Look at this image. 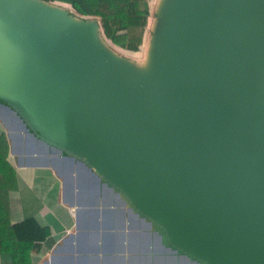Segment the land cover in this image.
<instances>
[{
	"label": "water",
	"instance_id": "obj_1",
	"mask_svg": "<svg viewBox=\"0 0 264 264\" xmlns=\"http://www.w3.org/2000/svg\"><path fill=\"white\" fill-rule=\"evenodd\" d=\"M52 7L0 0L12 138L17 123L63 156L79 215L69 162L177 256L264 264V0H163L147 72L107 51L99 18Z\"/></svg>",
	"mask_w": 264,
	"mask_h": 264
},
{
	"label": "rangeland",
	"instance_id": "obj_2",
	"mask_svg": "<svg viewBox=\"0 0 264 264\" xmlns=\"http://www.w3.org/2000/svg\"><path fill=\"white\" fill-rule=\"evenodd\" d=\"M45 1V0H40ZM163 0H152V7L155 9L154 16L150 21V29L153 33H157L160 28V22L158 18V8L162 4ZM49 4V2H47ZM52 8H61L69 16L74 14V16L80 17L73 12V10L62 4H53ZM50 6V5H48ZM55 6V7H54ZM65 9V10H64ZM92 19V18H91ZM100 20V19H99ZM162 29V28H161ZM160 37V36H159ZM103 39V40H102ZM103 45L108 49L111 54L120 62L130 65L136 71L143 70L149 71L152 67V60L150 61V49L151 41L147 46H145L139 53L130 54L125 51L114 47L111 43L106 41L103 36ZM139 72V71H138ZM2 104H5L1 102ZM0 115L4 118L8 117L11 119L10 112L0 108ZM16 132L14 134V142L16 145H22L25 151L30 154V164L33 166L44 165L51 163L52 161L61 167L65 166V162L62 159L63 156H59L57 153L51 152L45 145L36 141L27 132H25L22 127L15 123ZM8 129V128H7ZM9 130V129H8ZM32 133V132H29ZM10 136L11 132H9ZM39 153L41 155L40 159H35L34 153ZM32 162V163H31ZM40 165V166H41ZM69 168L74 171V183L78 184L81 188V193L83 195H89L90 193L95 196L100 195L101 198L97 199L94 209L91 210L94 214H99L101 212V218L105 216L106 212L117 211L118 217L122 218L121 231H104V223L98 224V231H88L83 236V242L81 244V254L79 256H70L69 259L76 264H195L187 260L185 257L177 256L172 250L166 249L162 244L159 236L154 233V231L148 230L147 226L143 224L140 220H137L126 207L123 205L122 201L109 189L105 188L103 185L97 184L94 179H92L85 170L73 163L67 164ZM116 197V198H115ZM93 199V198H92ZM98 201H100L98 203ZM104 213V214H103ZM107 214V213H106ZM82 216V214H80ZM79 214H77L76 222L79 221ZM117 216V215H116ZM94 224V222H93ZM111 228H117L119 230L120 225L113 222L110 226ZM124 228L125 231L122 230ZM155 230H159L160 233L164 231L163 226L156 223L154 226ZM73 231H76L74 227ZM128 231V232H126ZM152 232V233H151ZM132 237L131 245H124V239ZM125 255V253H128Z\"/></svg>",
	"mask_w": 264,
	"mask_h": 264
},
{
	"label": "crops",
	"instance_id": "obj_3",
	"mask_svg": "<svg viewBox=\"0 0 264 264\" xmlns=\"http://www.w3.org/2000/svg\"><path fill=\"white\" fill-rule=\"evenodd\" d=\"M2 137L7 140L9 161L14 166L18 179L17 190L10 194L9 222L14 225L26 218L33 217L41 225L49 227L51 230L50 237L46 242L37 245L33 250L31 254L32 264H47V261H49L48 264H76L69 257L81 254L83 236L88 231H98L97 223L99 222L104 223L102 225L104 231H113L114 229L121 231V222L123 221L122 218L118 217V212L113 210L106 212L107 214L105 213L102 218L101 212L99 214L92 213L91 210L94 209V206H99L96 200L100 199L101 196L97 194L93 196L91 193L86 196L83 195L78 184L75 185L74 189L77 202L82 203L83 210L82 216L79 215L80 219L76 222L77 206L74 207L65 201L63 176L51 163L48 165L40 164L41 166L31 165L29 159L31 155L25 151L22 145H16L0 116V140ZM33 156L35 159L41 158L37 152ZM126 210L130 212L127 207ZM132 215L150 230L146 222L134 214ZM113 222L120 225L119 230L110 227ZM79 226L80 228H78ZM74 227H76V231H73ZM122 230L125 231L124 228ZM131 239L132 237H128L127 240L124 239V245H131ZM128 254L129 251L125 253V255ZM0 264H13L12 257L9 254H0Z\"/></svg>",
	"mask_w": 264,
	"mask_h": 264
},
{
	"label": "trees",
	"instance_id": "obj_4",
	"mask_svg": "<svg viewBox=\"0 0 264 264\" xmlns=\"http://www.w3.org/2000/svg\"><path fill=\"white\" fill-rule=\"evenodd\" d=\"M71 8L84 18H99L106 41L126 53L137 54L149 44L152 0H45ZM18 188L17 173L9 161V146L0 140V254L13 264H32V252L50 237V228L30 217L11 225L10 194Z\"/></svg>",
	"mask_w": 264,
	"mask_h": 264
},
{
	"label": "bare ground",
	"instance_id": "obj_5",
	"mask_svg": "<svg viewBox=\"0 0 264 264\" xmlns=\"http://www.w3.org/2000/svg\"><path fill=\"white\" fill-rule=\"evenodd\" d=\"M64 10H65V9H64ZM69 14H70V13H69ZM70 15H72V14H70ZM73 15H74V14H73ZM73 15H72V16H73Z\"/></svg>",
	"mask_w": 264,
	"mask_h": 264
}]
</instances>
